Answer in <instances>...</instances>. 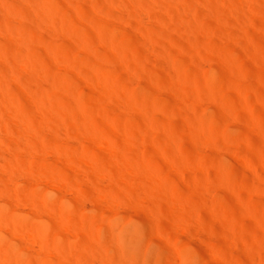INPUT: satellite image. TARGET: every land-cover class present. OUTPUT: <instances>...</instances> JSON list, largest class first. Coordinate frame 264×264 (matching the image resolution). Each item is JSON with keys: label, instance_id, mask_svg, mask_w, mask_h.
I'll return each mask as SVG.
<instances>
[{"label": "rangeland", "instance_id": "rangeland-1", "mask_svg": "<svg viewBox=\"0 0 264 264\" xmlns=\"http://www.w3.org/2000/svg\"><path fill=\"white\" fill-rule=\"evenodd\" d=\"M95 3L111 8L101 0H0V20L22 39L13 40L0 32V53L7 52L12 60L20 58L28 69L43 77L41 81L27 75L22 81L13 79L0 58V98L7 103H0V120L8 105L31 110L33 98L50 100L69 117L65 97L69 91L78 119L84 111L90 123L114 124L128 134L133 144L115 136L114 153L122 161L140 158L158 169L161 175L155 180L166 191L173 187L183 207L181 213L189 209L211 221L208 208L219 209L251 246H243L240 239L234 244L221 235L206 234L208 240H203L201 234L187 232H192L191 227L185 231L166 226L171 241L162 239L150 229L153 224L146 214L142 212L144 217L140 210L138 214L132 210L154 236L151 235L154 248L147 252L142 247L138 255L123 254L118 242L110 237V229L116 211L127 214L131 209L112 212L114 208L107 207L81 213L69 204L61 205L62 212L87 225L76 238L50 237V242L71 253L76 252L77 240L92 242L99 249L98 264H223L224 255L234 264H264V167L258 166L254 173L246 164L264 160V58L250 56L245 49L264 50V0H185L192 12L186 14L187 21L183 23L158 7L156 13L168 18L167 24L175 29L153 21L151 15L147 18L154 27L140 29L129 13L121 16L116 8L108 10L117 13L115 16L95 13ZM31 6L40 14L38 25L29 17ZM237 6L243 13L237 12ZM146 40H152L159 55H144ZM135 56L141 57V63L137 60L141 65ZM57 57H67L71 69L65 71L55 65ZM162 61L169 63L168 69ZM94 80L104 85L106 93L117 92L119 96L109 100L95 87ZM176 88L180 90L178 96L173 94ZM227 109L230 117L225 114ZM251 121L257 124L258 131L249 126ZM188 125L210 137L202 149L196 146ZM83 127L93 130L88 125ZM93 133L100 134L97 130ZM82 143L76 145V152L108 168L102 147L92 146L89 140ZM61 149L69 151L66 146ZM162 151L177 163H192L196 173L176 171ZM28 159L27 165L47 172L48 157L42 152L35 151ZM123 174V186L132 188L134 182H128ZM122 198L131 207L137 203L124 194ZM210 224L221 231L218 224ZM256 243L261 244V252L253 257ZM213 250L222 258H215ZM45 255L42 262L49 258L51 264H76L53 254ZM28 257L31 262L40 259Z\"/></svg>", "mask_w": 264, "mask_h": 264}, {"label": "bare ground", "instance_id": "bare-ground-1", "mask_svg": "<svg viewBox=\"0 0 264 264\" xmlns=\"http://www.w3.org/2000/svg\"><path fill=\"white\" fill-rule=\"evenodd\" d=\"M101 1L106 2L111 8H116L121 16L129 13L140 29L146 25L153 28V21L155 20L160 24L168 25L169 19L156 13L158 7L163 8L169 17H174L182 23L187 21L186 14L192 12L189 5L184 3L185 0ZM31 7L29 17L31 15L34 24L37 23L38 25L40 24V14L37 15V10L33 6ZM107 8L96 3L93 6V10L97 14H110L111 12L108 10L111 8ZM236 10L238 13H243L242 7L237 6ZM225 13L230 14L231 12ZM116 14L111 13V16ZM149 15H151L153 21L147 18ZM12 17L16 19L14 16ZM49 19L51 18L49 17ZM2 21L0 20V32L5 33L13 40L22 41L20 37L14 36L8 31ZM49 22L55 24L53 20H49ZM168 26L170 29H175L174 25ZM145 43L144 55H159L160 51L154 49L152 40H146ZM245 49H247V54L250 56L257 57L261 55L264 58V50ZM117 54L125 62L124 56L118 50ZM8 56L10 55L7 52L0 53V58L6 63V69L11 72L13 79L22 81L27 75V78L31 80H42V75L28 69L23 60L20 58L12 60ZM140 59L141 57L135 56L137 64L141 63ZM55 60V65L62 70L68 71L72 67L67 57H57ZM30 64L32 67L35 66L33 62ZM162 65L167 69L169 68L167 61H162ZM57 66H55L56 69ZM93 84L105 93V97L109 100H112L113 96H119L117 92L106 93L103 89L104 85L97 80H94ZM173 94L180 95V90L174 89ZM65 97L68 99L69 117L65 116L56 104L50 102V100L44 102L39 98H33L31 110L25 108L15 109L8 105L3 120H0V264H35L37 260L33 263L28 256L31 255L33 259L37 257L39 259L41 254H43L39 259L41 262V259L45 260L43 258L46 257L45 254H53L74 261L76 264H98L99 249L92 242L77 240L74 243L76 249L74 253H71L64 246H57L50 242V237L76 238L87 225L65 215L61 209L63 204H69L73 210L81 213L102 211L107 207L114 208L112 212L120 208L131 209V212L127 214L115 212V215H117L112 219L111 235L109 234L110 237H113L112 239L118 242L117 247L121 248H118V250H122L123 254L131 252L138 255L137 253L140 252L142 247H145L147 252H151L152 247L154 248L151 238L153 235L149 233L150 231L145 230V222L138 221L134 217L132 210H135V212L140 210V213L146 214L149 223L153 224L150 229H154V232L162 239H171L166 226L185 229V231L191 227L192 232L189 230L187 232L197 233L196 235L201 234L203 240L206 239V236L221 235L234 244H236L237 239H240L244 244L243 246H251L240 233L236 232L231 224V219L219 209L208 208L211 221L205 220L189 209H183L182 211L185 212L181 213L183 207L180 205V198H177L178 195L173 187L170 186L166 191L162 184L155 180L161 175L158 169L153 168L150 163H146L140 158H135L136 161L133 162L122 161L121 156L114 153L115 136L120 137L130 145L133 144L128 134L118 129L114 124L90 123L84 111L81 112V118L78 119L75 116V108L71 102V93L66 91ZM0 103L7 104L2 97ZM225 114L232 115L228 109ZM83 125H88L91 130H97L100 134L85 129ZM249 126L258 131L255 122L251 121ZM188 128L191 130L192 139L196 146L199 150L202 149L204 141L210 137L193 125H188ZM260 135H262L261 132ZM83 140H89L94 147L103 148L104 155L108 159V168L93 163L85 153L76 152V145H82ZM173 140L169 136V141L172 142ZM62 146H66L69 151L62 150ZM35 151H40L48 157L46 159L48 162L45 160L46 163H49L47 164L49 166L47 172L25 163L28 158L34 155ZM162 153L176 171L182 173L187 170L196 173V167L192 163L187 161L177 163L165 151H162ZM246 164L252 172L257 173L258 166L264 167V160L246 161ZM123 172L126 173L125 177L128 182H134V186L130 189L125 188L121 182V177L124 176ZM206 191L211 192L212 190ZM123 194L135 199L137 203L132 207L127 205L122 198ZM205 196L202 198L205 199ZM137 214L136 216H138ZM143 216L145 217V215ZM211 222L218 224L221 231L219 232L212 226ZM153 226L155 227L153 228ZM201 232L205 234L203 235ZM194 234L193 236H196ZM209 240L211 239L209 238ZM255 245L256 248L252 249L253 257H258L261 252L259 251L261 250V244L256 243ZM212 252L214 255V250ZM214 256L218 258L221 255L216 256L215 252ZM27 258H30L29 261ZM39 260L37 261L38 264ZM44 260L40 264H51L48 263L49 258L47 262ZM222 261L223 264H234L225 255Z\"/></svg>", "mask_w": 264, "mask_h": 264}]
</instances>
